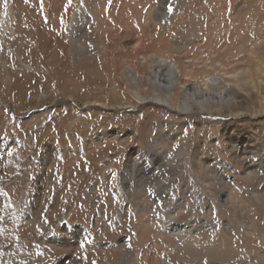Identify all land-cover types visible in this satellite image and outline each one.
I'll return each mask as SVG.
<instances>
[{"label":"rangeland","instance_id":"1","mask_svg":"<svg viewBox=\"0 0 264 264\" xmlns=\"http://www.w3.org/2000/svg\"><path fill=\"white\" fill-rule=\"evenodd\" d=\"M206 76L240 114L142 100ZM263 109L264 0H0V264H264Z\"/></svg>","mask_w":264,"mask_h":264},{"label":"bare ground","instance_id":"2","mask_svg":"<svg viewBox=\"0 0 264 264\" xmlns=\"http://www.w3.org/2000/svg\"><path fill=\"white\" fill-rule=\"evenodd\" d=\"M87 19H88L87 14L85 13L80 14V16H76L72 20L73 26H75L76 23H78L79 21L85 22ZM151 69H152V72H151L152 79L150 80V82H151L152 90H156L157 87H160L163 91L169 90V89L171 91V90H174L176 85L180 86L179 78L181 76V72L178 66L168 64L167 60H164V59H156L153 61V65L151 66ZM240 74L242 73H237L233 75L232 78L238 79ZM241 76H245L247 78L243 81H240L237 84L238 86H240V84L242 86H245L246 84L249 87L251 86L254 87L253 83L247 80L249 78L246 74H243ZM188 77L193 78L192 76H189L187 74L184 77L185 81H187L186 79ZM183 86H186V85H183ZM196 86L197 88H194L193 90H188V89L186 90L185 97L183 98L180 104L178 103L176 93L175 95H171L169 91H168L169 93H166L165 96L154 93L151 97L150 95L143 97L142 100L146 102L151 101V103L154 102L156 103V105L157 104L160 105V103L162 104L164 103L165 105L176 107L177 109L197 110L200 107L202 111L212 112L213 110H215L218 113H222L225 109L228 108L230 109L229 112L231 114L237 115L241 113L236 110L237 103H236L235 96L234 98L226 96L228 89L226 86L224 85L222 86V83L220 82V80H214V79H211L210 76H206V79L203 80L200 84H197ZM204 88H207V91H208L207 93ZM212 94L213 96L210 98L212 102H210L209 95H212ZM227 98H229V100ZM263 114H264V109L262 111L257 112V115H263ZM70 151L72 152V150ZM4 152H5L4 155H6L4 156V159L7 162H5L6 164H2L3 171L5 172L15 171L17 168L16 163L18 161L16 150L14 148H11L10 145H7L5 143L4 144L0 143V153H4ZM55 156L57 158L61 156L59 150L55 152ZM159 168H161V165L159 166ZM42 214L43 213H41L40 215ZM11 215L12 214L8 209H6L5 211L0 209V226L3 220L6 218H10ZM15 218H16L17 225H20V224L21 225H35L38 231L41 225L44 224L42 219H40V216H38V211L31 204H27V203L24 205L23 209L18 213V215L15 214ZM173 226H174L173 227L174 229L173 228L170 229V231L173 230L174 232V233H171V236H173L174 238L182 236L183 233L185 232V230H183L184 228L178 227L175 224H173ZM71 236L73 237L75 236L77 239H79L81 238L82 235L79 232H75V233H72Z\"/></svg>","mask_w":264,"mask_h":264},{"label":"snow or ice","instance_id":"3","mask_svg":"<svg viewBox=\"0 0 264 264\" xmlns=\"http://www.w3.org/2000/svg\"><path fill=\"white\" fill-rule=\"evenodd\" d=\"M69 3H71V0H69ZM169 11H171V9L169 8Z\"/></svg>","mask_w":264,"mask_h":264}]
</instances>
